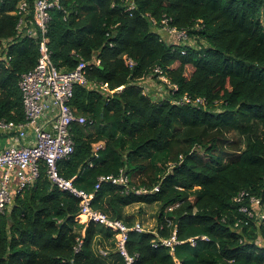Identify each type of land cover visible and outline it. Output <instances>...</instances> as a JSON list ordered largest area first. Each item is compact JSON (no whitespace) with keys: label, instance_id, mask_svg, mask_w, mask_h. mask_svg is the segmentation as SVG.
Here are the masks:
<instances>
[{"label":"trees","instance_id":"1","mask_svg":"<svg viewBox=\"0 0 264 264\" xmlns=\"http://www.w3.org/2000/svg\"><path fill=\"white\" fill-rule=\"evenodd\" d=\"M19 1L0 0V121L23 120L18 80L38 59L36 42L15 29ZM61 2L48 29L51 59L63 71L81 58L87 63L88 82L76 85L72 105L92 122L74 125L75 151L58 161L59 174L94 192L92 207L129 227L126 207L160 203L158 235L129 231L126 246L137 264H264V219L254 211L245 224L233 202L245 190L261 199L264 212V0ZM150 17L158 24L171 18L190 42L160 40ZM155 66L177 86H165V96L154 89ZM148 77L151 87L141 83ZM186 95L205 102L176 104ZM120 174L128 187L94 188L98 176ZM143 188L148 191L136 194ZM79 213V199L52 184L42 166L37 181L0 213V264H124L114 232L81 223ZM173 229L180 240L208 239L177 245L173 255L152 245ZM99 243L115 251L102 256L98 250L106 246Z\"/></svg>","mask_w":264,"mask_h":264},{"label":"built area","instance_id":"2","mask_svg":"<svg viewBox=\"0 0 264 264\" xmlns=\"http://www.w3.org/2000/svg\"><path fill=\"white\" fill-rule=\"evenodd\" d=\"M133 7L134 3L131 2L128 10ZM53 9H63L61 0H32L31 4L28 0H20L17 4L16 14L19 19L15 29L18 36H24L36 42L38 59L36 65L22 73L18 80L24 111L23 120L0 121V133L8 134L11 139L6 147L0 149V213L11 206L15 194L37 181L43 166L52 184L79 199V216L83 218V222H94L111 229L115 234V250L123 257L124 264H137L138 255L129 254L126 244L130 230L143 231L140 223L136 222L132 227H128L123 221L111 219L105 213L94 209L91 204L95 194L76 188L72 179H66L58 172V161L70 157L75 151L74 125L85 126L91 123L92 119L78 114L72 105L76 85H84L88 82L87 63L81 58L74 69L63 71L51 59L48 29ZM170 21L171 18L164 17L158 24L155 18L150 17L151 26L160 29V40L171 36L175 42L189 43L190 38L186 30L178 29L171 25ZM10 58V56L7 57L6 64ZM96 64H99L98 60ZM126 64L132 67L134 62L127 59ZM154 71L158 75L161 87L164 85L172 89L177 88L170 83L159 66H155ZM93 86H96L95 83ZM99 88L106 90L105 85ZM190 102L201 104L205 100L199 97L192 100L186 95L180 97L176 104ZM100 146V143H96L94 151H97ZM103 182L128 187V177L125 174L98 176L95 189H98ZM158 189L159 187L155 186L153 191ZM147 191V188L135 190L136 194ZM233 202L237 204L238 211L245 216V224L255 217L254 211H257V218L260 221L264 219V212L259 210L261 208L259 197L240 190L234 196ZM240 223L237 221L234 226L239 227ZM207 239L206 236H193L180 240L174 230L168 237H158L153 240L152 245L164 246L173 253L177 245L188 243L195 247L198 240ZM81 245L82 238H79L76 250H79ZM98 253L105 256L107 251L100 248Z\"/></svg>","mask_w":264,"mask_h":264},{"label":"rangeland","instance_id":"3","mask_svg":"<svg viewBox=\"0 0 264 264\" xmlns=\"http://www.w3.org/2000/svg\"><path fill=\"white\" fill-rule=\"evenodd\" d=\"M262 19L264 23V10L262 12ZM192 70H193L192 66L187 65L185 67V75L188 76ZM157 84H159L158 81H157ZM230 137L236 140L238 139L242 140L234 132L230 133ZM160 208H161V205L160 203H157V202L155 203H134L126 207L125 211L128 214V216L132 219L133 222L139 221L146 231H155L157 224H158L157 214ZM99 245H101V247L102 245L106 246V247H103V249H105L107 252L115 251L113 246L110 245L109 243H104V244L99 243L97 246Z\"/></svg>","mask_w":264,"mask_h":264},{"label":"crops","instance_id":"4","mask_svg":"<svg viewBox=\"0 0 264 264\" xmlns=\"http://www.w3.org/2000/svg\"><path fill=\"white\" fill-rule=\"evenodd\" d=\"M168 38H169V40H171V37H168ZM151 83H153V82L149 79V77L144 78L142 81L143 86H150L151 87ZM154 89H157V91L162 92L163 96H165L167 93L166 87L165 86L161 87L157 83H156V86ZM0 135H3V134L0 133ZM10 140L11 139H10L9 135H7V134L3 138H0V149L6 147L9 144Z\"/></svg>","mask_w":264,"mask_h":264},{"label":"clouds","instance_id":"5","mask_svg":"<svg viewBox=\"0 0 264 264\" xmlns=\"http://www.w3.org/2000/svg\"><path fill=\"white\" fill-rule=\"evenodd\" d=\"M168 37H171V36H166V38L164 39V41H166L167 40V38ZM172 38V37H171ZM173 39V38H172ZM171 43H174V40H172L171 41ZM187 44V43H186ZM185 45V44H184ZM144 79V78H143ZM143 79L141 80V83H142V81H143ZM143 85V84H142ZM159 86H161V84L159 83ZM162 87H164V85L162 86ZM98 144V143H97ZM101 144V143H100ZM95 145V144H94ZM70 179H72V178H70ZM73 182V181H72ZM74 185V184H73ZM95 188V187H94ZM92 193V192H91ZM94 193V192H93ZM95 194V193H94ZM77 198V197H76ZM261 200V199H260ZM171 208V207H170ZM169 209V208H168ZM78 219H79V221L81 222V223H87V222H83V218L82 217H80L79 215H78V217H77ZM122 221V220H121ZM136 222H138V223H140L139 221H136ZM136 222H134V224L136 223ZM125 223V222H124ZM126 224V223H125ZM127 225V224H126ZM140 225H141V223H140ZM128 226V225H127ZM142 226V225H141ZM129 227V226H128ZM142 228H143V226H142ZM174 230H176V229H173V231ZM146 230L143 228V231L142 232H145ZM172 231V232H173ZM155 234H157L158 235V233L156 232V230L155 231H153ZM128 235H129V233H128ZM170 236V235H169ZM177 236V235H176ZM81 238V237H80ZM79 239V238H78ZM78 239H77V243H78ZM188 239V238H187ZM182 240V239H181ZM184 240H186V239H184ZM77 246V245H76ZM126 249H127V246H126ZM175 250V249H174ZM128 251V250H127ZM169 251H170V249H169ZM117 252V251H116ZM129 253V252H128ZM170 253H171V251H170ZM174 253V252H173ZM173 253H171L172 255H173ZM119 254V253H118ZM130 254V253H129ZM120 255V254H119ZM131 255H133V254H131ZM122 257V256H121ZM123 258V257H122Z\"/></svg>","mask_w":264,"mask_h":264}]
</instances>
